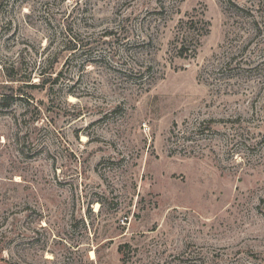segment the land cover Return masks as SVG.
I'll list each match as a JSON object with an SVG mask.
<instances>
[{"label": "rangeland", "instance_id": "1", "mask_svg": "<svg viewBox=\"0 0 264 264\" xmlns=\"http://www.w3.org/2000/svg\"><path fill=\"white\" fill-rule=\"evenodd\" d=\"M0 264H264V0H0Z\"/></svg>", "mask_w": 264, "mask_h": 264}, {"label": "trees", "instance_id": "2", "mask_svg": "<svg viewBox=\"0 0 264 264\" xmlns=\"http://www.w3.org/2000/svg\"><path fill=\"white\" fill-rule=\"evenodd\" d=\"M182 46L183 45H181V47L179 48L180 50L182 49ZM10 81H14V80H10ZM28 81V80H27ZM5 107H8V104H5Z\"/></svg>", "mask_w": 264, "mask_h": 264}]
</instances>
